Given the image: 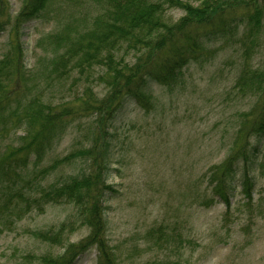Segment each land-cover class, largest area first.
<instances>
[{
    "label": "trees",
    "instance_id": "obj_1",
    "mask_svg": "<svg viewBox=\"0 0 264 264\" xmlns=\"http://www.w3.org/2000/svg\"><path fill=\"white\" fill-rule=\"evenodd\" d=\"M87 4L99 9L90 22L80 8ZM168 9L182 14L170 20ZM68 10L76 14L61 15ZM52 14L54 30L36 41L45 53L29 70L24 27L46 22ZM263 21L259 0H23L15 15L9 0H0V35L12 31L0 58V217L41 213L50 204L66 203L71 212L64 221L31 234L57 244L78 227L88 230L59 255H42L40 264H74L91 247L97 250L96 264H122L106 236L103 204L105 193L113 191L104 175L114 124L129 102L147 111L149 84L175 89L191 62H206L207 53H214L211 47L221 49L217 42L226 39L238 54L231 91L252 103L235 117L230 150L208 168L204 181L211 201L215 195L226 208L238 184L252 199L260 140L248 142L252 135L264 138V62L254 61L263 44ZM56 86L59 101L46 99L44 91ZM76 86L80 89L73 93ZM69 131L78 142L44 164ZM75 165L76 171L49 181ZM166 233L162 226L147 231L157 244L163 235L180 241V234Z\"/></svg>",
    "mask_w": 264,
    "mask_h": 264
},
{
    "label": "rangeland",
    "instance_id": "obj_2",
    "mask_svg": "<svg viewBox=\"0 0 264 264\" xmlns=\"http://www.w3.org/2000/svg\"><path fill=\"white\" fill-rule=\"evenodd\" d=\"M9 2L15 15L23 0ZM80 8L86 12L87 22L99 10L88 4ZM73 14L69 10L61 13L65 18ZM181 14L179 9H168L166 17L176 20ZM55 17L52 14L46 22L25 25L22 41L27 69L35 68L45 53L36 47V41L54 30ZM260 35L263 44L255 62H264V21ZM11 36L10 30L0 35V58ZM218 44L223 47L212 46L214 53H207L210 59L206 62L189 64L175 89L149 84L147 111L129 102L114 124L104 175L113 191L105 193L103 204L106 236L122 264H264V138L252 135L248 142L260 140L255 154L260 166L254 172L251 200L238 184L230 197L231 206L226 208L215 195L211 201V189L204 181L208 168L221 162L230 150L235 117L252 103L251 98L239 99L231 91L238 60L233 43L226 39ZM96 83L93 87L99 92ZM79 89L76 86L72 92ZM46 91L45 98L55 102L62 96L59 86ZM73 136L69 131L44 164L72 149L78 142ZM75 166L60 169L49 181L76 171ZM70 212L71 205L63 203L50 204L41 213L1 216L0 264H40L42 255H59L68 243L80 241L86 228H76L60 244L31 234L33 229L58 225ZM157 226L166 234H180V241L163 235L160 244L153 242L147 231ZM96 261L97 250L91 247L74 264Z\"/></svg>",
    "mask_w": 264,
    "mask_h": 264
}]
</instances>
